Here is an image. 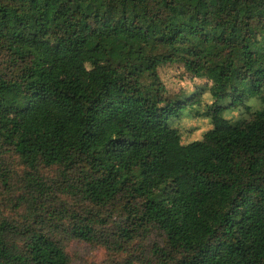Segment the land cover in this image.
I'll use <instances>...</instances> for the list:
<instances>
[{"label":"trees","instance_id":"16d2710c","mask_svg":"<svg viewBox=\"0 0 264 264\" xmlns=\"http://www.w3.org/2000/svg\"><path fill=\"white\" fill-rule=\"evenodd\" d=\"M166 64L210 84L200 139ZM0 186V264H264V0H0Z\"/></svg>","mask_w":264,"mask_h":264},{"label":"rangeland","instance_id":"374dc122","mask_svg":"<svg viewBox=\"0 0 264 264\" xmlns=\"http://www.w3.org/2000/svg\"><path fill=\"white\" fill-rule=\"evenodd\" d=\"M159 74L164 83L167 96L175 100L196 94V103L191 108L184 111L182 116L173 121V126L177 127L181 133V142L187 143L200 139L210 127L209 120L198 113L206 110L212 103L209 93V83L204 78H193L183 71L178 65L166 64L159 68ZM251 111L258 110L262 104L257 99L247 101ZM248 112L244 108H235L224 113L225 118L233 121L244 117ZM19 170V169H18ZM13 190H8L0 186V219L17 217L14 209ZM69 256V264H126V256L123 254H112L101 246L83 241H70L66 245ZM137 264V263H136Z\"/></svg>","mask_w":264,"mask_h":264}]
</instances>
